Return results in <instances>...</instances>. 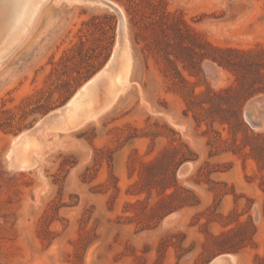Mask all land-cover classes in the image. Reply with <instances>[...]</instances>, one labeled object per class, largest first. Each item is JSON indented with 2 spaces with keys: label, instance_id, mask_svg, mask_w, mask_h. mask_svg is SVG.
Returning <instances> with one entry per match:
<instances>
[{
  "label": "rangeland",
  "instance_id": "374dc122",
  "mask_svg": "<svg viewBox=\"0 0 264 264\" xmlns=\"http://www.w3.org/2000/svg\"><path fill=\"white\" fill-rule=\"evenodd\" d=\"M57 1L41 4L0 60V264H209L223 254L264 264V132L243 118L264 95L242 107L248 137L207 119L216 113L198 111V124L187 111L193 92L233 82L200 55L264 49V0H109L124 10L131 89L98 123L59 133L65 147L37 169L14 172L12 139L63 107L116 45L113 11Z\"/></svg>",
  "mask_w": 264,
  "mask_h": 264
},
{
  "label": "bare ground",
  "instance_id": "6f19581e",
  "mask_svg": "<svg viewBox=\"0 0 264 264\" xmlns=\"http://www.w3.org/2000/svg\"><path fill=\"white\" fill-rule=\"evenodd\" d=\"M45 1L0 0V14H4L5 20L7 18V21L0 27V60L23 39L41 4ZM63 1L69 5H85L82 0ZM119 9L124 16V10L121 7ZM133 66V52L125 19L123 44L119 50L114 48L106 68L98 74L94 83L90 87L85 85L57 118L40 129L25 132L12 139L6 154L9 170L28 172L37 169L45 155L59 147H65L64 141L59 139V133L68 135L82 129L87 124L98 123L99 118L107 114L131 89ZM49 137H52V140H49ZM39 175L43 178L41 169H39ZM180 178L183 179L184 176ZM237 259L236 256H232L233 264H237Z\"/></svg>",
  "mask_w": 264,
  "mask_h": 264
},
{
  "label": "trees",
  "instance_id": "16d2710c",
  "mask_svg": "<svg viewBox=\"0 0 264 264\" xmlns=\"http://www.w3.org/2000/svg\"><path fill=\"white\" fill-rule=\"evenodd\" d=\"M215 52V56L200 55V61L207 60L228 71L233 76V82L229 87L219 91L207 89L202 94L193 92V101L187 103V111L194 113L198 124L204 121L201 115L196 114L198 111L216 113L217 117L207 119L213 123L218 121L222 126L228 125L229 128L238 126L248 137L241 110L248 99L264 95V49L258 51L225 49ZM258 136L261 138V135ZM243 147L245 148L246 144Z\"/></svg>",
  "mask_w": 264,
  "mask_h": 264
},
{
  "label": "water",
  "instance_id": "95a60500",
  "mask_svg": "<svg viewBox=\"0 0 264 264\" xmlns=\"http://www.w3.org/2000/svg\"><path fill=\"white\" fill-rule=\"evenodd\" d=\"M82 2L84 4H88L90 6L106 7L116 14L117 19H118V29H117V41H116L115 47H116V50H119V48L121 47V45L123 44V41L125 39V17L123 16L119 7L115 3H113L109 0H82ZM111 57H112V55H111ZM107 63H106V65H107ZM106 65L99 72L94 74L77 91V93L80 92V90H82V88L85 85H89L88 87H90L92 85V83H94L93 81L97 78L98 74L106 68ZM204 71H205L206 75L209 76V78H211L214 82L218 81V79H219L218 71L216 70V68L212 64H209V63L204 64ZM77 93H75V95ZM74 96L71 99H73ZM70 100L63 107H61L57 110H54L53 112L47 114L30 131H35L37 129H40L41 127H43L48 122L57 118L60 115V113H63L65 111ZM261 103H264V97H257V98H254V99L248 101L246 104V108L244 110V113H243V118H244L245 122L248 124L250 130L252 132H256V133L264 132V110L261 109V107H262ZM191 168H192V165L190 163L182 165L178 171V177L180 178V177H183L186 174H188L187 172L190 171ZM179 218H180L179 214H177V213L171 214L170 216H168L163 221V227H169V226L174 225L175 223H177L179 221ZM232 256H235V255H232V254L220 255L217 258L213 259L209 264H222V263L233 264ZM237 263H238V259H237Z\"/></svg>",
  "mask_w": 264,
  "mask_h": 264
}]
</instances>
